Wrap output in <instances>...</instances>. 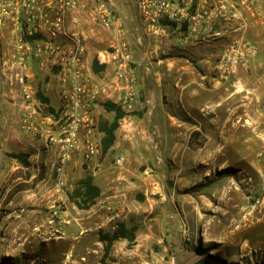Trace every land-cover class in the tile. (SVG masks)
<instances>
[{
    "label": "crops",
    "instance_id": "obj_1",
    "mask_svg": "<svg viewBox=\"0 0 264 264\" xmlns=\"http://www.w3.org/2000/svg\"><path fill=\"white\" fill-rule=\"evenodd\" d=\"M107 2L124 25V36L95 26L85 13L78 11L70 14L68 26L84 42L87 76L91 82L109 88L112 95L117 93L120 86L116 77L114 48L127 42L133 62L131 67L136 73L137 87L141 93L138 104L133 110L123 109L114 101L98 104L95 118L101 156L86 164L82 154L77 153L66 165L63 175L58 176L54 170L58 147H52L48 153L41 152L50 125L43 122L42 136L20 132V89L4 84L2 79L3 66L15 60L14 42L8 29H0V175L13 179V182L39 183L20 192L12 191L14 187L6 190L5 209L12 212L10 216L16 214L23 219L21 224L15 225H33L31 218H40L48 210L65 214L66 211H61L63 206L80 211L75 184L88 177L92 178V185L98 189V196L108 193L106 201L116 208H123V212L127 207L126 199L142 193L147 202L139 206L140 213H134L147 214L142 225L137 223L139 227H136L134 239L136 249L141 251L151 248L155 240L167 237L168 230V238H180L179 225L167 228L168 224L164 221L160 223L158 216L146 222L148 216L157 214V203L150 199L159 193L161 200H166L157 179L160 180V175L162 179L167 177L169 165H182L193 158L191 152L205 147L201 144H205L202 136L206 135L207 127L212 124L214 132L225 130L221 119V101L233 103L228 108L233 119V131L248 133L253 130L254 126L248 128L238 120L248 122L241 115L243 110H248V102L264 101V85L259 84L264 79V0L258 2L259 16L249 19L243 35L244 39L257 45L259 53L248 68H239L226 82L217 80L214 71L217 58L230 42L229 39H189L175 31L154 36L140 21L133 0ZM29 77L34 89L49 99L53 109L58 110L60 98L56 77L48 70H40L37 63L31 65ZM253 83L257 84V88L251 86ZM208 85L212 92L228 88L230 91L232 88L236 90L224 99L221 95L218 100L217 94H207ZM115 122H118V127L113 132V144L104 153L106 131ZM251 143L252 138L246 141L244 148L250 149ZM113 153L116 157L122 155L126 158L123 167H115V162L112 164L110 156ZM21 156H24L27 165ZM141 167H146L144 172ZM18 197L22 199L21 202L16 200ZM3 206L4 202H1L0 208ZM94 207L89 212L93 213ZM68 212L71 213L70 210ZM73 227L83 231L94 230L93 221L89 225Z\"/></svg>",
    "mask_w": 264,
    "mask_h": 264
},
{
    "label": "rangeland",
    "instance_id": "obj_2",
    "mask_svg": "<svg viewBox=\"0 0 264 264\" xmlns=\"http://www.w3.org/2000/svg\"><path fill=\"white\" fill-rule=\"evenodd\" d=\"M256 83L251 86L257 88ZM259 84L264 85V79ZM231 90L212 92L208 85L207 94H217L219 100L236 89ZM221 102L225 130L214 132L212 124L207 127L202 136L205 144H201L205 147L191 152L193 158L182 165L172 163L167 177L162 179L160 175L157 179L166 200L162 201L159 193L150 199L157 203V214L148 216L146 222L158 216L157 220L167 223V228L179 225L180 238H168V230L167 237L141 251L134 241L119 240L104 257L106 243L101 237L113 235L121 224L128 230L139 227L137 223L142 225L147 214L134 213L147 202L145 195L139 193L126 199L123 212V208L106 201L108 193L88 197L78 181L75 185L80 211L63 206L65 214L48 210L40 218H31L33 225H15L23 219L16 214L10 216L12 212L5 209L6 190L14 187L12 191L20 192L39 183L13 182L1 174L0 204L4 202V206L0 208V264H264V101L248 102V110L241 112L248 122L240 119L239 123L254 126L248 133L233 131L228 110L233 103ZM241 105L246 106L243 102ZM251 138L250 149H245ZM110 158L114 164L116 155ZM145 169L141 167L142 172ZM91 207L93 213L89 212ZM90 221L94 225L92 232L73 227L89 225Z\"/></svg>",
    "mask_w": 264,
    "mask_h": 264
},
{
    "label": "built area",
    "instance_id": "obj_3",
    "mask_svg": "<svg viewBox=\"0 0 264 264\" xmlns=\"http://www.w3.org/2000/svg\"><path fill=\"white\" fill-rule=\"evenodd\" d=\"M140 21L152 35L175 31L182 36L229 39L215 65V78L226 82L239 68H248L257 57L256 44L244 39L250 18L258 17L257 0H133ZM85 13L97 27L124 36L125 28L107 0H1L0 29H8L14 45V61L2 68L4 84L20 89V132L42 136L43 122L50 125L41 152L58 147L55 174L62 176L73 156L81 153L90 163L102 154L97 135L95 107L114 101L133 110L140 99L137 76L126 41L114 48L117 93L91 82L86 72L85 45L72 32L68 18ZM50 71L57 80L60 108L38 97L29 77L31 65ZM126 158L118 155L119 168ZM63 186V183H60Z\"/></svg>",
    "mask_w": 264,
    "mask_h": 264
},
{
    "label": "trees",
    "instance_id": "obj_4",
    "mask_svg": "<svg viewBox=\"0 0 264 264\" xmlns=\"http://www.w3.org/2000/svg\"><path fill=\"white\" fill-rule=\"evenodd\" d=\"M38 97L41 98L45 103L50 105V101L48 98H46L40 91L38 92ZM54 109L51 108V112H53ZM118 120V119H117ZM118 127V122H115L110 129L106 131L107 135L105 140L103 141V150L104 153H107L108 150L111 148L113 144V132L116 130ZM24 156H21V160H23ZM23 163L26 165L28 164L26 160H23ZM92 178L88 177L85 180L81 181V187L84 188L86 193H88V197L92 194V196H98L99 191L98 189L92 185ZM137 228L133 227L131 229H126V226L124 224H121L117 231L113 235H105L101 237V240L103 243H106V246L104 248V257H108L111 249L113 247V244L119 240H131L134 241L135 235H136Z\"/></svg>",
    "mask_w": 264,
    "mask_h": 264
},
{
    "label": "water",
    "instance_id": "obj_5",
    "mask_svg": "<svg viewBox=\"0 0 264 264\" xmlns=\"http://www.w3.org/2000/svg\"><path fill=\"white\" fill-rule=\"evenodd\" d=\"M193 264H209V263H207V262H205V261H198V262L193 263Z\"/></svg>",
    "mask_w": 264,
    "mask_h": 264
},
{
    "label": "bare ground",
    "instance_id": "obj_6",
    "mask_svg": "<svg viewBox=\"0 0 264 264\" xmlns=\"http://www.w3.org/2000/svg\"><path fill=\"white\" fill-rule=\"evenodd\" d=\"M68 261H70V260H68Z\"/></svg>",
    "mask_w": 264,
    "mask_h": 264
}]
</instances>
